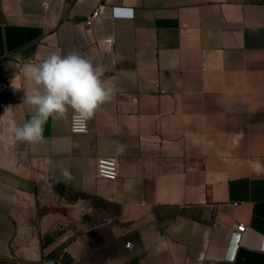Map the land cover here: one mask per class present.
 I'll return each mask as SVG.
<instances>
[{
	"label": "crops",
	"instance_id": "0c3cea01",
	"mask_svg": "<svg viewBox=\"0 0 264 264\" xmlns=\"http://www.w3.org/2000/svg\"><path fill=\"white\" fill-rule=\"evenodd\" d=\"M72 51L113 99L16 141L24 65ZM2 85L0 264H264V0H0Z\"/></svg>",
	"mask_w": 264,
	"mask_h": 264
},
{
	"label": "clouds",
	"instance_id": "9594fccd",
	"mask_svg": "<svg viewBox=\"0 0 264 264\" xmlns=\"http://www.w3.org/2000/svg\"><path fill=\"white\" fill-rule=\"evenodd\" d=\"M104 72V67L92 57L75 51L64 55L53 53L38 64H25L23 73L31 87L25 89L23 103L34 115L22 126L12 125L14 139L39 143L48 119L67 120L70 112L73 130L86 132L97 110L115 94V88L102 79ZM62 175L72 178L67 170Z\"/></svg>",
	"mask_w": 264,
	"mask_h": 264
},
{
	"label": "rangeland",
	"instance_id": "374dc122",
	"mask_svg": "<svg viewBox=\"0 0 264 264\" xmlns=\"http://www.w3.org/2000/svg\"><path fill=\"white\" fill-rule=\"evenodd\" d=\"M6 115H0V124H8V120L6 121ZM71 198H77L76 195H69ZM100 206V203H99ZM100 216V214L98 215ZM49 218V217H48ZM90 220V219H89ZM89 222V221H85ZM56 226L54 227L52 232H44L41 237V241L46 243L52 240L55 247L60 248L64 243L65 239L73 235L81 224L67 223L65 220L60 219L56 222ZM48 228H49V220H48Z\"/></svg>",
	"mask_w": 264,
	"mask_h": 264
},
{
	"label": "built area",
	"instance_id": "2783aa9c",
	"mask_svg": "<svg viewBox=\"0 0 264 264\" xmlns=\"http://www.w3.org/2000/svg\"><path fill=\"white\" fill-rule=\"evenodd\" d=\"M93 14H96V12H94ZM87 23H89V20H87ZM8 91V86L7 85H2L0 87V93H6ZM2 99H0V106L3 105V101H1ZM72 116V115H71ZM71 131L73 133H80V132H76L73 130V125H72V119H71ZM96 173L99 177L101 178H106V179H110L113 180L115 178H117L119 172H118V159L115 157H98L96 159ZM245 225L243 223H239L237 225V230L238 231H243ZM127 245H129V243L127 242Z\"/></svg>",
	"mask_w": 264,
	"mask_h": 264
},
{
	"label": "snow or ice",
	"instance_id": "6c2138e0",
	"mask_svg": "<svg viewBox=\"0 0 264 264\" xmlns=\"http://www.w3.org/2000/svg\"><path fill=\"white\" fill-rule=\"evenodd\" d=\"M125 15H130V13H125Z\"/></svg>",
	"mask_w": 264,
	"mask_h": 264
}]
</instances>
